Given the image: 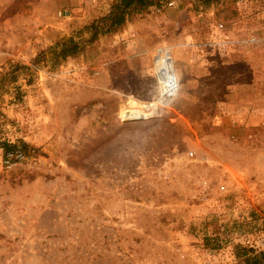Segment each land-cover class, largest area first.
Listing matches in <instances>:
<instances>
[{"label": "rangeland", "instance_id": "374dc122", "mask_svg": "<svg viewBox=\"0 0 264 264\" xmlns=\"http://www.w3.org/2000/svg\"><path fill=\"white\" fill-rule=\"evenodd\" d=\"M114 2L0 0V264H249L264 0H161L91 40Z\"/></svg>", "mask_w": 264, "mask_h": 264}, {"label": "trees", "instance_id": "16d2710c", "mask_svg": "<svg viewBox=\"0 0 264 264\" xmlns=\"http://www.w3.org/2000/svg\"><path fill=\"white\" fill-rule=\"evenodd\" d=\"M204 6L218 3L220 0H198ZM161 0H115L110 12L93 21L88 29L91 34V40H95L99 35L111 33L124 25L135 13H141L154 5H158ZM76 42L73 38L69 39L68 45L55 52V55L61 59L67 58L76 49ZM16 70L29 69L28 65L16 64ZM2 146L6 149L15 148L17 144L4 141ZM245 249V248H244ZM243 256H246V262L249 264H264V250L255 251L254 249H245Z\"/></svg>", "mask_w": 264, "mask_h": 264}, {"label": "built area", "instance_id": "2783aa9c", "mask_svg": "<svg viewBox=\"0 0 264 264\" xmlns=\"http://www.w3.org/2000/svg\"><path fill=\"white\" fill-rule=\"evenodd\" d=\"M169 4L172 6L175 4V1H171ZM219 27H222V23L219 24ZM15 156H17L18 158H21L23 157V154L21 152H18L15 154Z\"/></svg>", "mask_w": 264, "mask_h": 264}]
</instances>
